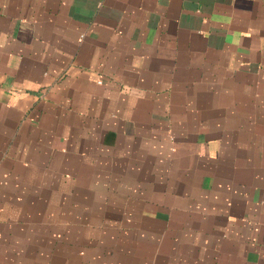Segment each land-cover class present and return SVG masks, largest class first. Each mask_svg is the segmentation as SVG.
I'll return each mask as SVG.
<instances>
[{
  "label": "crops",
  "instance_id": "1",
  "mask_svg": "<svg viewBox=\"0 0 264 264\" xmlns=\"http://www.w3.org/2000/svg\"><path fill=\"white\" fill-rule=\"evenodd\" d=\"M0 264H264V0H0Z\"/></svg>",
  "mask_w": 264,
  "mask_h": 264
}]
</instances>
